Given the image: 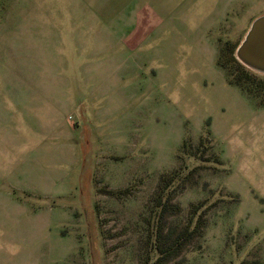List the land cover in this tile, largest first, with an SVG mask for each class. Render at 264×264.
Listing matches in <instances>:
<instances>
[{
  "label": "rangeland",
  "instance_id": "1",
  "mask_svg": "<svg viewBox=\"0 0 264 264\" xmlns=\"http://www.w3.org/2000/svg\"><path fill=\"white\" fill-rule=\"evenodd\" d=\"M263 14L0 0V264H264Z\"/></svg>",
  "mask_w": 264,
  "mask_h": 264
},
{
  "label": "water",
  "instance_id": "2",
  "mask_svg": "<svg viewBox=\"0 0 264 264\" xmlns=\"http://www.w3.org/2000/svg\"><path fill=\"white\" fill-rule=\"evenodd\" d=\"M235 56L249 70L264 76V14L251 22Z\"/></svg>",
  "mask_w": 264,
  "mask_h": 264
},
{
  "label": "trees",
  "instance_id": "3",
  "mask_svg": "<svg viewBox=\"0 0 264 264\" xmlns=\"http://www.w3.org/2000/svg\"><path fill=\"white\" fill-rule=\"evenodd\" d=\"M216 161L218 162L219 160H216ZM218 163H219V162H218ZM199 218H200V217H199ZM199 218H198V219H199Z\"/></svg>",
  "mask_w": 264,
  "mask_h": 264
}]
</instances>
